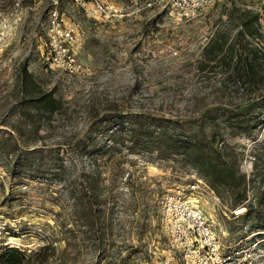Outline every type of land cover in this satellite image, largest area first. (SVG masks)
Returning a JSON list of instances; mask_svg holds the SVG:
<instances>
[{
  "label": "rangeland",
  "instance_id": "374dc122",
  "mask_svg": "<svg viewBox=\"0 0 264 264\" xmlns=\"http://www.w3.org/2000/svg\"><path fill=\"white\" fill-rule=\"evenodd\" d=\"M104 1L118 8L115 16H88L75 0L58 1L64 18L79 29L73 51L88 73L50 66L46 30L51 0H23L24 19L15 41L0 54V252L15 246L29 254L51 243L56 255L65 247L64 261L55 257L45 264H180L183 250L164 230L161 199L198 178L190 167L126 149L114 152L122 172L115 177L101 166L103 176L109 177L106 198L100 195L94 208L104 221L98 220L90 230L74 227L72 198L67 190L60 192L59 181L13 173L12 158L6 157L1 145L12 136L18 149L43 148L46 158L50 150L59 151L62 158L75 154L77 141L87 136L90 123L100 116L110 120L102 127L107 129L106 139L112 134L108 128L117 122L114 115L123 119L142 112L189 120L264 94V61L261 80L253 85L227 76L240 53L246 59L255 50L264 51V0H216L206 13L187 19L172 17L158 0ZM15 2L0 0V15H9ZM242 14L257 15L258 21L253 37L245 32L239 36L244 50L237 46L232 50L231 70L223 73L224 68L216 65L201 71L198 62L210 37L219 32L227 44L233 43ZM23 67L30 79H23ZM35 86L53 92L58 100L53 114L50 108H37L28 101ZM25 88L29 96L23 94ZM261 133L257 129L250 136H225L243 154L241 170L247 175L254 168L251 156ZM108 157L111 154L101 158ZM86 160L83 157V164L78 158L77 168L88 172ZM198 194L220 252L230 257L226 264H264V231H255L249 219L241 218L246 209L230 208L207 184ZM61 222L64 227L59 228ZM101 232L102 243H94Z\"/></svg>",
  "mask_w": 264,
  "mask_h": 264
},
{
  "label": "trees",
  "instance_id": "16d2710c",
  "mask_svg": "<svg viewBox=\"0 0 264 264\" xmlns=\"http://www.w3.org/2000/svg\"><path fill=\"white\" fill-rule=\"evenodd\" d=\"M238 19L241 30L237 31L233 43L227 44L225 34L214 32L205 44L198 62L201 71L216 65L224 68L223 73L231 70L232 50L235 46L244 50V45L238 38L243 32L248 36L255 35L254 26L258 16L242 14ZM245 56L242 57L241 53L239 57L236 56L235 69L227 76L241 79L245 85H253L262 77L259 75V69L263 67L264 51L255 50L250 57L245 59ZM22 69L23 79H30L26 68ZM22 91L26 96L30 95L26 88ZM28 101L37 108H50L48 112L51 114L58 104L53 92L42 91L38 86H35L34 94H31ZM120 116H113L117 122H113V129L108 128L112 134L106 139L107 129L102 130V127L110 120L100 116L92 121L87 136L77 141L75 154L66 157L59 158V151L50 150L46 158L43 148L39 147L18 149V142L12 136L1 145V150L7 158H12L13 173H32L37 179L60 182V192L67 190L72 198L74 227L79 224L93 230L98 220L99 223L104 221V216H100L99 210L96 216L94 208V203L100 195L104 200L106 198L103 195L109 177L103 176L106 171L103 172L101 166L116 177L122 171H119L120 163L118 159H114L113 154L126 149L130 154L143 155L156 161L173 160L190 167L198 179L203 180L220 200L229 203L230 208L244 207L246 210L241 218L249 219L252 229L264 231V94H258L234 105L208 110L200 117L189 120L153 116L142 112L129 113L123 116V119H120ZM257 129H261L262 133L256 136L255 153L251 156L254 168L247 175L241 170L243 154L227 143L225 136L228 133L232 136H250ZM105 154H111V157L103 160L101 157ZM83 157L87 159L88 172H85L84 168H77L78 158L80 163H85L82 161ZM129 183L126 181V184ZM249 191L253 194V199L248 198ZM248 199L249 203H246ZM61 227H64L63 222L60 223L59 228ZM104 236L105 233L101 232L94 243H102ZM64 251L65 247L56 255V248L51 243L44 244L29 254L18 247L10 246L0 252V264H45L55 257L63 262Z\"/></svg>",
  "mask_w": 264,
  "mask_h": 264
},
{
  "label": "built area",
  "instance_id": "2783aa9c",
  "mask_svg": "<svg viewBox=\"0 0 264 264\" xmlns=\"http://www.w3.org/2000/svg\"><path fill=\"white\" fill-rule=\"evenodd\" d=\"M58 1L51 0L48 11L46 34L49 64L68 73L86 74L88 68L76 59L73 51L80 39L79 29L75 23L64 18L58 8ZM75 1L92 17L115 16L118 11L114 4L104 0ZM215 1L158 0V3L167 7L172 17L187 19L206 13ZM23 13V0H16L9 15H0V54L15 41L17 30L24 19ZM205 185L201 179L196 178L189 185L178 186L165 193L161 199L164 230L173 236L175 243L183 250L180 264H226L230 259L220 252V242L200 209L198 191Z\"/></svg>",
  "mask_w": 264,
  "mask_h": 264
}]
</instances>
